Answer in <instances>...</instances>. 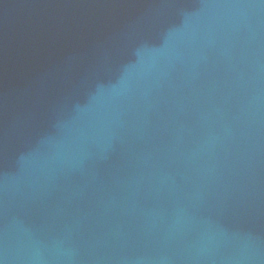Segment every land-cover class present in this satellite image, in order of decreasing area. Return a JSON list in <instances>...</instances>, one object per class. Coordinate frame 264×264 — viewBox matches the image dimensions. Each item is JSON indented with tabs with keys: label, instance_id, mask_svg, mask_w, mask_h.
<instances>
[{
	"label": "water",
	"instance_id": "obj_1",
	"mask_svg": "<svg viewBox=\"0 0 264 264\" xmlns=\"http://www.w3.org/2000/svg\"><path fill=\"white\" fill-rule=\"evenodd\" d=\"M0 264H264V0H0Z\"/></svg>",
	"mask_w": 264,
	"mask_h": 264
}]
</instances>
